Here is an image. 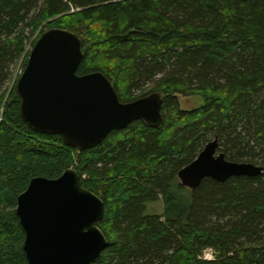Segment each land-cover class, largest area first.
I'll list each match as a JSON object with an SVG mask.
<instances>
[{
    "label": "trees",
    "instance_id": "obj_1",
    "mask_svg": "<svg viewBox=\"0 0 264 264\" xmlns=\"http://www.w3.org/2000/svg\"><path fill=\"white\" fill-rule=\"evenodd\" d=\"M50 29L81 39L77 75L102 73L122 103L160 94L162 124L134 121L82 152L29 129L3 88ZM178 96L203 105L182 111ZM213 139L262 174L183 187L178 172ZM69 168L104 203L107 247L91 264H264V0H0V264H26L17 196Z\"/></svg>",
    "mask_w": 264,
    "mask_h": 264
},
{
    "label": "water",
    "instance_id": "obj_2",
    "mask_svg": "<svg viewBox=\"0 0 264 264\" xmlns=\"http://www.w3.org/2000/svg\"><path fill=\"white\" fill-rule=\"evenodd\" d=\"M82 60V41L74 33L50 29L40 35L15 85L19 113L29 129L59 136L64 145L82 152L134 121L151 128L162 124L160 94L122 103L102 73L77 75ZM218 149L217 139L207 143L178 172L180 184L193 190L205 178L222 183L262 174L261 166L230 162ZM15 214L24 232L26 264H91L107 247L98 227L104 203L81 187L73 168L56 179L32 178L17 196Z\"/></svg>",
    "mask_w": 264,
    "mask_h": 264
},
{
    "label": "rangeland",
    "instance_id": "obj_3",
    "mask_svg": "<svg viewBox=\"0 0 264 264\" xmlns=\"http://www.w3.org/2000/svg\"><path fill=\"white\" fill-rule=\"evenodd\" d=\"M31 48L27 47L25 54L27 52L30 53ZM21 65H22V59L9 66L10 76L5 82V86L3 88L5 89L4 94H3V96H5L4 100L7 99L9 92L12 90L13 87H15L17 80L19 79L20 75L23 72ZM177 100H178L179 109L182 111H192V110L200 108L203 105V100L199 97L184 98V97L178 96ZM146 213L161 215L162 214L161 202L158 201L152 205L151 204L148 205L146 207ZM209 257H212V258L210 259ZM213 258H214V253L211 250H206L204 252L203 259L212 260Z\"/></svg>",
    "mask_w": 264,
    "mask_h": 264
},
{
    "label": "clouds",
    "instance_id": "obj_4",
    "mask_svg": "<svg viewBox=\"0 0 264 264\" xmlns=\"http://www.w3.org/2000/svg\"><path fill=\"white\" fill-rule=\"evenodd\" d=\"M210 259L212 258V257H209Z\"/></svg>",
    "mask_w": 264,
    "mask_h": 264
},
{
    "label": "bare ground",
    "instance_id": "obj_5",
    "mask_svg": "<svg viewBox=\"0 0 264 264\" xmlns=\"http://www.w3.org/2000/svg\"><path fill=\"white\" fill-rule=\"evenodd\" d=\"M33 47V46H32ZM32 49V48H31Z\"/></svg>",
    "mask_w": 264,
    "mask_h": 264
}]
</instances>
